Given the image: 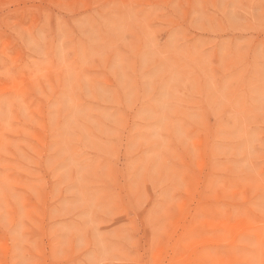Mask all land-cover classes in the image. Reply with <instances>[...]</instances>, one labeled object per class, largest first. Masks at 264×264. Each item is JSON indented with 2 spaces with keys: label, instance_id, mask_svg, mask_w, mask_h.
I'll return each mask as SVG.
<instances>
[{
  "label": "rangeland",
  "instance_id": "1",
  "mask_svg": "<svg viewBox=\"0 0 264 264\" xmlns=\"http://www.w3.org/2000/svg\"><path fill=\"white\" fill-rule=\"evenodd\" d=\"M0 264H264V0H0Z\"/></svg>",
  "mask_w": 264,
  "mask_h": 264
}]
</instances>
